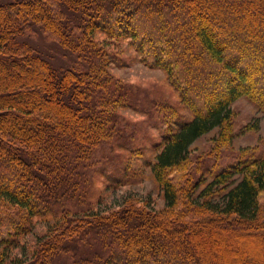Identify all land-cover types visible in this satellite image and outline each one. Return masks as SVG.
Here are the masks:
<instances>
[{"label":"trees","instance_id":"1","mask_svg":"<svg viewBox=\"0 0 264 264\" xmlns=\"http://www.w3.org/2000/svg\"><path fill=\"white\" fill-rule=\"evenodd\" d=\"M240 1L0 0V264H219L177 245L166 225L192 235L202 226L221 264L247 263L224 249L236 244L222 230L261 259L264 231H239L264 229V152L188 168L197 139L231 136L234 101L264 111V0ZM123 42L165 72L167 92L110 72L125 65ZM236 67L256 84H234ZM137 126L158 137L136 142ZM146 167L161 209L150 196L97 206V181L140 184Z\"/></svg>","mask_w":264,"mask_h":264},{"label":"rangeland","instance_id":"2","mask_svg":"<svg viewBox=\"0 0 264 264\" xmlns=\"http://www.w3.org/2000/svg\"><path fill=\"white\" fill-rule=\"evenodd\" d=\"M247 0H241L239 5H242ZM251 3L255 0H248ZM212 3V2H211ZM213 4V3H212ZM210 4L211 11L218 12V4L216 5ZM246 13V17H253L254 14L251 10L243 9ZM242 16V14H241ZM252 28V27H251ZM257 30L259 28L255 27ZM36 42L39 39H35ZM119 47V46H118ZM117 49H121L118 48ZM123 50L120 53L117 50L118 54L120 53L121 58L125 60V65H112L110 68V72L121 78L125 81L133 82L142 88H146L151 91H157L160 88H165V92H167L170 87L166 80V74L163 70L157 68H149L144 64L138 62L133 57V51L131 47L127 44V42H123ZM200 57V61L204 60V55H198ZM53 64V62H51ZM233 75V82L238 87L243 88L249 83V85H255V77L253 72L250 70L249 72H241L238 67L236 69H232ZM53 79V78H52ZM59 80L58 73L55 75L54 80ZM247 82L245 86L239 82V80ZM221 86L219 88H223ZM205 92V91H204ZM206 97V92L204 93ZM200 108H203L201 105ZM232 110L234 113L233 121L229 124L231 136L228 130L225 132L226 135L221 134L218 132V129H214L213 131L205 134L204 136L197 139V141L193 144V151L191 153L192 159L190 160V166L188 168H192L195 166L196 173H198V168L204 169L206 167H211L212 170H216L220 167L228 166L229 163L234 161L236 156H244L252 153L254 156L259 157L260 152H264V111L259 109L255 103H253L247 97H240L236 101L232 103ZM121 113L126 114L130 120H141L143 115L135 112L131 109H123L120 110ZM257 124V127L253 128L252 124ZM248 124L250 127H247ZM151 134H149V133ZM135 134L139 136L135 141L142 142L147 141L151 144L152 137L157 136V132L151 129H145L144 126H137L135 128ZM154 139V137H153ZM230 139V140H229ZM215 143V144H214ZM214 146L212 147V145ZM207 179H210L208 175H206ZM99 197L96 201L97 206L101 205H118L126 200L136 201L139 202L142 200L143 196H150L156 206L157 209H161L164 205L162 192L159 186L157 185L156 181L152 173L150 172L149 168L146 167L145 169V177L140 184H133L131 186H119L118 188H105L103 182H96ZM131 195V196H130ZM130 196V197H128ZM95 204V205H96ZM100 207V206H99ZM167 229H171L174 232V239H176L177 245H187L190 247L191 250H195L196 253L202 254V252L209 251L212 253L213 256L210 258L211 260L217 261L221 264V259L217 258V251H220L222 248H218L216 246V241L212 239V236L209 235L206 230L202 226L195 227V235H192V232L184 229L179 230L175 225H166ZM44 222H39L34 226V230L32 233L39 232L38 230L43 229ZM217 230H220L217 227ZM188 231V233H187ZM225 233L227 239L230 243L233 241L236 245H225L224 249L231 254H242L245 259L247 260L246 264H264V251L260 252V258L256 259L255 256L252 255L250 249L245 248L240 242V237L237 234H234V237H230L228 231L222 230ZM264 231L263 228H249L245 229L244 231H239V233L246 235V237L254 239L255 233H260ZM142 235L145 232L142 230ZM248 234V235H247ZM139 236V235H135ZM33 235H28L26 237V244L27 242H31L33 239ZM264 240V238L262 237ZM264 242V241H262ZM178 250L177 252H179ZM213 251V252H212ZM225 251V250H224ZM27 252H29L27 250ZM221 252V251H220Z\"/></svg>","mask_w":264,"mask_h":264}]
</instances>
